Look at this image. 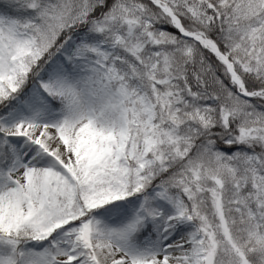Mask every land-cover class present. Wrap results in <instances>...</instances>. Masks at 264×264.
<instances>
[{
    "label": "snow or ice",
    "instance_id": "obj_1",
    "mask_svg": "<svg viewBox=\"0 0 264 264\" xmlns=\"http://www.w3.org/2000/svg\"><path fill=\"white\" fill-rule=\"evenodd\" d=\"M0 264H264V0H0Z\"/></svg>",
    "mask_w": 264,
    "mask_h": 264
}]
</instances>
